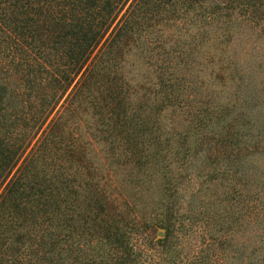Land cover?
Segmentation results:
<instances>
[{"label": "trees", "instance_id": "trees-1", "mask_svg": "<svg viewBox=\"0 0 264 264\" xmlns=\"http://www.w3.org/2000/svg\"><path fill=\"white\" fill-rule=\"evenodd\" d=\"M223 4L0 0V264H139L135 238L156 226L172 237L166 221L184 208L189 174L201 180L188 216L211 221L189 264L224 263L213 245L235 235L236 258L264 264V51L250 92L248 81H232L228 100L211 88L218 62L204 26ZM190 12L203 28L174 43L154 34L166 15L187 31ZM252 16L264 33V0ZM137 39L158 79L133 102L114 51Z\"/></svg>", "mask_w": 264, "mask_h": 264}, {"label": "rangeland", "instance_id": "rangeland-1", "mask_svg": "<svg viewBox=\"0 0 264 264\" xmlns=\"http://www.w3.org/2000/svg\"><path fill=\"white\" fill-rule=\"evenodd\" d=\"M253 2L254 0H224L223 5H227L228 8H222L220 17H215L209 27L203 25L201 16L190 12L189 15L194 19V26L189 25L187 31L184 29L181 19L180 25L175 27V17L166 15L163 19H157L161 25L154 34L160 36L164 44L169 40L174 43L177 38L184 36L183 33L193 34L197 28L201 29L204 26L209 29L211 32L209 51L214 56V61L218 62L216 78L211 73L213 79L211 88L220 90L222 98L228 100L235 89L231 86L232 81L236 85L238 84V88L244 86L243 82L248 81L250 86L248 91H251L253 88V67L264 51V33H259L252 16ZM114 52L115 58H119L117 70L121 72L117 75L121 79L123 77L122 80H124L133 102L136 96L152 95L156 87L158 73L150 65L149 56L151 55L148 52L145 55L139 47L138 39L135 42L130 40L125 44L121 42ZM153 53L152 55L156 54L157 56V52ZM128 110L132 112V108ZM168 113L171 114L172 124L179 131L184 132L186 129L184 115H178L175 108L169 109ZM197 180H201V178L189 174L181 183L180 201L184 208L180 210L181 212L176 213L171 220L166 221L167 224L173 226L172 237L166 240V243L162 240L165 230L159 226L153 227L149 231H140V234L135 238L136 245L142 249L139 264H189L199 257L207 242L211 221L207 217L208 213L204 210H198L199 215L197 214L194 218L188 216L190 212L186 210L188 208L186 205L199 187ZM221 208L216 205L214 209L220 212ZM159 212L161 211L158 210L156 214L151 215V218H155L156 215L155 219L161 220L162 217L157 215ZM161 222L165 223V221ZM149 242L150 245H147ZM240 242L239 235H235L221 245L214 243L215 252H222V249L225 252L222 264H242V260L237 259L233 251L236 250ZM249 250H246L245 253ZM209 254V260H214L216 256H211V251Z\"/></svg>", "mask_w": 264, "mask_h": 264}]
</instances>
